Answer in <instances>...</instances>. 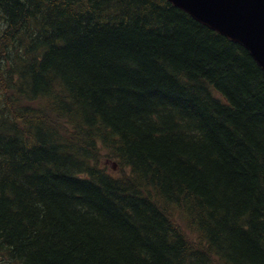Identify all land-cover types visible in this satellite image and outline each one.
<instances>
[{
    "label": "trees",
    "instance_id": "16d2710c",
    "mask_svg": "<svg viewBox=\"0 0 264 264\" xmlns=\"http://www.w3.org/2000/svg\"><path fill=\"white\" fill-rule=\"evenodd\" d=\"M0 264H264L251 54L168 0H0Z\"/></svg>",
    "mask_w": 264,
    "mask_h": 264
},
{
    "label": "water",
    "instance_id": "95a60500",
    "mask_svg": "<svg viewBox=\"0 0 264 264\" xmlns=\"http://www.w3.org/2000/svg\"><path fill=\"white\" fill-rule=\"evenodd\" d=\"M199 23L242 45L264 71V0H168Z\"/></svg>",
    "mask_w": 264,
    "mask_h": 264
},
{
    "label": "rangeland",
    "instance_id": "374dc122",
    "mask_svg": "<svg viewBox=\"0 0 264 264\" xmlns=\"http://www.w3.org/2000/svg\"><path fill=\"white\" fill-rule=\"evenodd\" d=\"M107 165H108L109 167H111L112 163H111V162H110V163H107Z\"/></svg>",
    "mask_w": 264,
    "mask_h": 264
},
{
    "label": "bare ground",
    "instance_id": "6f19581e",
    "mask_svg": "<svg viewBox=\"0 0 264 264\" xmlns=\"http://www.w3.org/2000/svg\"><path fill=\"white\" fill-rule=\"evenodd\" d=\"M34 42V41H33ZM15 142V141H14ZM17 145V144H16ZM23 146V145H22ZM11 148V147H10ZM68 182V181H67Z\"/></svg>",
    "mask_w": 264,
    "mask_h": 264
}]
</instances>
